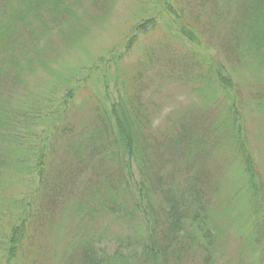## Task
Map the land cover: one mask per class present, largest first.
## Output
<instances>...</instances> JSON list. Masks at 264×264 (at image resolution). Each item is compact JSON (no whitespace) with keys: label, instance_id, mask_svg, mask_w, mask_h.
<instances>
[{"label":"trees","instance_id":"1","mask_svg":"<svg viewBox=\"0 0 264 264\" xmlns=\"http://www.w3.org/2000/svg\"><path fill=\"white\" fill-rule=\"evenodd\" d=\"M162 1L164 38L146 48L144 59L129 70L121 67L125 58L139 35L147 28L155 31L161 11L131 28L120 50L98 57L59 99H38L21 113L4 107L10 97L0 98V264H218L211 200L223 178L220 164L204 161H210L214 141L225 135L236 145L246 187L260 207L241 111L248 104L227 62L237 61L234 51L249 67L253 60V67L264 61V0H239L235 6V19L227 24L238 44L231 53L226 44L219 46L222 31L211 24L227 18L230 5L224 0H200L209 7L207 17L196 12L195 0H186L178 10ZM20 2L24 8H17ZM60 5L67 3L0 0V28L5 27L0 30V89L16 80L8 74L11 68L2 69V59L26 57L23 47H33L38 38L39 18L49 12L56 15L52 19L65 20ZM15 28L20 36L26 31L24 40L18 35L8 39ZM219 51L230 58L224 62ZM174 68L188 86L218 87L229 109L226 125L199 139L192 136L185 113L168 118L161 130L152 127L155 108L143 97L155 82L154 94L161 90V75L173 81ZM82 84L91 87L90 118L76 133L65 121ZM259 100L256 105L264 108ZM29 114L33 122L24 119Z\"/></svg>","mask_w":264,"mask_h":264},{"label":"rangeland","instance_id":"2","mask_svg":"<svg viewBox=\"0 0 264 264\" xmlns=\"http://www.w3.org/2000/svg\"><path fill=\"white\" fill-rule=\"evenodd\" d=\"M65 1L66 6L60 5L62 6L60 10L65 16L62 17L64 21L52 19L56 18V15L49 12L39 18L36 23L38 38L32 44L33 47L28 44L29 47L26 45L23 47L26 57L2 59V69L11 68L12 72L8 74L16 77V80L6 83L5 87L0 89L1 99L10 97L4 107L19 109L23 113L24 109L31 107L38 99H47L50 102L59 99L67 87L81 80L91 63L113 48L120 50L130 35L131 28L152 17L157 10L161 11L157 28L155 31L147 28L148 33L138 36L121 67L129 70L135 62L144 59L142 54L146 48L156 46L164 38L162 22H165L164 16L167 12L162 11V6H159L163 4L161 0ZM168 1L170 6L177 10L179 5L186 6L184 4L186 0ZM238 2L239 0H224V3L230 5V10L225 14L227 18H215L216 21H211L219 30L218 33L222 31L219 46L226 44L230 53L233 46L236 48L238 44L233 41L235 38L233 30L229 31L227 24L234 21L236 14L234 8L239 5ZM11 5L15 8L14 4ZM193 5L196 6L197 13L200 12L204 17L209 15L208 5L206 8L200 0H195ZM17 8H24V5L20 2ZM10 9L7 14L10 13ZM217 9L222 12L218 5ZM38 23L42 24L39 28ZM22 25L23 22L16 23L17 28ZM4 28L1 26L0 30L4 32ZM68 30L70 32H67ZM12 32L9 40H12L13 36H20L16 28ZM25 33L26 31L22 32L20 40L26 38ZM68 33L73 34L71 39L66 37ZM174 46L177 52H183L178 45ZM219 46L215 47L218 49ZM219 53L223 61L230 58L225 53L220 51ZM234 55L238 59L235 62L232 58L234 65L227 62V69L229 75L233 76L243 103L246 101L248 104L242 106L241 111L248 137L247 149L252 156L259 185L258 196L261 205L257 208L251 199L252 195L246 187L241 168L242 160L236 151L235 143L229 142L226 135L215 140V144L218 142L217 146L211 151L210 161L206 160L204 164L207 166L220 164L219 173L223 178L220 180L219 193L211 200L214 208L213 221L219 233L218 264H264V108L256 105L259 104L260 98L264 100V61L253 67V60L249 67L242 63L243 59L240 61L242 55H238L236 51ZM158 63L164 66V62ZM21 67L23 70L20 71ZM179 71L181 70L174 68L173 81L166 80L167 78L161 75L165 80L161 90L154 94L153 87L157 83L155 82L143 97L146 104L152 102L153 109L155 108L152 127L161 130L166 126L168 118L182 113H185V121L191 128L192 136H201L215 126L226 125L225 110L229 112V109L218 87L213 88L209 85L202 87L201 84L188 86L186 82L180 80ZM161 72H164L163 68ZM68 78L71 81H67ZM151 79L153 80L152 77ZM90 82L87 81L86 84ZM77 88L79 89L74 99L67 107L65 122L73 125L76 133H80L86 128L90 118L91 103L88 98L91 87H84L82 84L77 85ZM24 119L33 122L32 114L24 116ZM11 193L17 195L14 189Z\"/></svg>","mask_w":264,"mask_h":264}]
</instances>
